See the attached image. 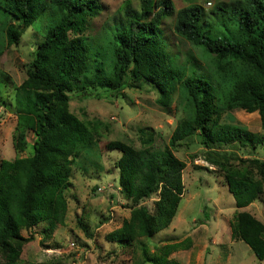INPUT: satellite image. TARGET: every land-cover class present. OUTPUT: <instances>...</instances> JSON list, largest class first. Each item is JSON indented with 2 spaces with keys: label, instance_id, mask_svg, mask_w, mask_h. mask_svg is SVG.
Wrapping results in <instances>:
<instances>
[{
  "label": "trees",
  "instance_id": "trees-1",
  "mask_svg": "<svg viewBox=\"0 0 264 264\" xmlns=\"http://www.w3.org/2000/svg\"><path fill=\"white\" fill-rule=\"evenodd\" d=\"M44 4L59 17L49 21L44 39L31 52L26 77L15 90V147L24 151L29 131L34 140L30 155L0 161V252L12 248L20 253L22 244L31 239L20 233L23 227L45 220L63 222V190L69 184L71 166L81 151L102 136L100 119L82 120L69 110L70 92L76 90L81 99L101 97L99 91L86 92L87 87L107 88L106 97L119 93L127 88L129 68L134 64L148 82L163 89L172 78H182V95L192 110L191 115L177 122L161 152L150 150L153 133L146 134L144 130H140L139 147L124 140L106 144L108 149L120 152L115 164L118 183L123 197L134 206L129 220L109 232L106 239L132 241L171 224L181 200L184 169V162L173 154L171 147L198 130L205 160L220 170L234 198L231 239L243 241L258 260H264V224L244 210L263 193L264 160L230 157L221 152L224 144L244 143L243 134L249 133L217 124L219 106L256 111L264 122V0H238L229 8L223 3L214 7V13L229 20L239 17L235 22V39L203 31L204 9L199 4L191 3L175 12V33L204 50L224 78L215 84L213 77L198 73L196 65L189 67L186 75L185 68L178 69L169 63L157 27L163 17L173 12L170 0H140L139 12L126 6V26L117 27L108 41L113 53L112 66L107 65V46L94 52L83 36L87 20L99 10L97 0H2L0 16L6 20L8 44L17 42ZM8 17L15 22L7 23ZM214 112L215 119L209 125ZM253 165L259 166V179L249 175ZM156 193V212L152 213L143 202ZM206 209L203 207L204 219L208 217ZM178 249H185L180 242L164 245L159 260L164 263ZM16 255L1 264L13 263Z\"/></svg>",
  "mask_w": 264,
  "mask_h": 264
},
{
  "label": "rangeland",
  "instance_id": "rangeland-1",
  "mask_svg": "<svg viewBox=\"0 0 264 264\" xmlns=\"http://www.w3.org/2000/svg\"><path fill=\"white\" fill-rule=\"evenodd\" d=\"M2 1V0H0ZM46 1V0H45ZM173 12L161 19L157 31L169 63L180 69L196 65L198 73H204L212 82L224 81L204 50L178 36L173 24L175 12L191 3L204 9L201 29L213 35L235 39L238 35L236 19L230 20L213 12L223 3L232 6L238 0H170ZM99 10L89 18L83 32L88 47L95 52L107 46V65L113 64V53L108 41L117 27L126 26V6L140 11V0H97ZM210 2V5L207 4ZM36 20L19 36L14 44L5 37L4 16H0V161L28 156L32 153L34 135L27 132L24 151L15 147L17 136L14 94L26 77V65L31 52L44 39L47 25L59 17L48 4L41 7ZM155 11V9H154ZM7 18V23H14ZM4 24V25H3ZM111 34V35H110ZM68 35L71 36L70 29ZM108 44V45H107ZM127 88L107 95V88L87 87L86 92L101 93L81 99L76 90L70 92L69 110L82 120L100 119L102 136L81 151L71 166L69 184L63 190L66 212L61 224L51 220L40 221L34 226L23 227L20 233L31 239L24 242L20 253L12 248L0 252V264L15 256L11 264H264L243 241L230 244V223L235 210L234 198L227 189L220 170L208 163L198 130L171 147L173 154L184 162L182 171L183 191L176 214L169 226L151 236L137 237L132 241L116 242L106 235L121 227L130 218L134 207L126 200L118 183L115 167L120 156L118 150H110L106 144L112 140L130 141L139 147L140 130L153 133L150 150L161 152L177 122L191 115L182 95V78L174 77L163 89L148 82L130 65ZM97 88V89H96ZM164 92H167V96ZM105 95V96H102ZM160 101H166L162 105ZM218 125L237 127L248 131L243 142L221 146V152L230 157L258 158L264 160V122L255 112L240 108H220ZM215 119V112L208 124ZM249 175L261 177L259 166L253 165ZM101 190H98V188ZM157 193L143 203L150 212H156ZM207 207L204 219L203 207ZM264 224V190L258 200L244 208ZM180 242L185 249L173 251L162 263L164 245ZM10 246H13L10 243ZM7 253V254H6Z\"/></svg>",
  "mask_w": 264,
  "mask_h": 264
},
{
  "label": "crops",
  "instance_id": "crops-1",
  "mask_svg": "<svg viewBox=\"0 0 264 264\" xmlns=\"http://www.w3.org/2000/svg\"><path fill=\"white\" fill-rule=\"evenodd\" d=\"M256 200H258V199H256ZM256 200H254V201H256ZM254 201H253V202H254ZM251 203H252V202H251ZM251 203H250V204H251ZM250 204H249V205H250ZM175 214H176V213H175ZM174 216H175V215H174ZM172 221H173V220H172ZM171 223H172V222H171ZM230 238H231V236H230ZM233 241H234V242H237L238 240H232V239H230V241H229L230 244H232Z\"/></svg>",
  "mask_w": 264,
  "mask_h": 264
},
{
  "label": "built area",
  "instance_id": "built-area-1",
  "mask_svg": "<svg viewBox=\"0 0 264 264\" xmlns=\"http://www.w3.org/2000/svg\"><path fill=\"white\" fill-rule=\"evenodd\" d=\"M207 4H209V5H210V2H208ZM98 190H101V188L99 187V188H98Z\"/></svg>",
  "mask_w": 264,
  "mask_h": 264
}]
</instances>
